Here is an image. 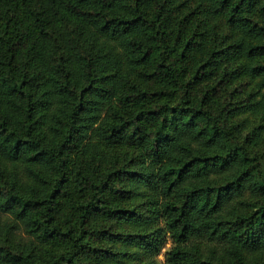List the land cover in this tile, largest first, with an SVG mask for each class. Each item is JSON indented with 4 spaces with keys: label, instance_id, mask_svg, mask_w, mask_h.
Listing matches in <instances>:
<instances>
[{
    "label": "trees",
    "instance_id": "obj_1",
    "mask_svg": "<svg viewBox=\"0 0 264 264\" xmlns=\"http://www.w3.org/2000/svg\"><path fill=\"white\" fill-rule=\"evenodd\" d=\"M263 135L264 0H0V264H264Z\"/></svg>",
    "mask_w": 264,
    "mask_h": 264
},
{
    "label": "rangeland",
    "instance_id": "obj_2",
    "mask_svg": "<svg viewBox=\"0 0 264 264\" xmlns=\"http://www.w3.org/2000/svg\"><path fill=\"white\" fill-rule=\"evenodd\" d=\"M256 148L257 149L264 148V135L259 140ZM0 164L4 167V169L14 170L15 171V177L18 179V181L20 183L23 184L25 182V180L28 178L27 171L24 167L23 161L19 157L18 158H11V157L9 158V157L0 155ZM144 188L145 187H143V191L139 192V194H141V195H138V196H140L139 197L140 210L142 213L146 214V212H147L146 204H145L146 196H145ZM241 192L245 195L250 194L248 189L242 190ZM236 196L237 195L235 193L233 195V199L227 203V206L230 202H234L236 200ZM139 222H141L142 224H137L136 226H141V230L146 231V233L149 235L153 233L152 229L156 224L155 221L152 222V220H148V221L141 220ZM14 232H15L14 234H18L19 229L17 228L16 231H14ZM169 241L170 240L167 237V233L165 232L164 238L161 241V245L157 249L156 252H150V251L146 250L145 247H143L141 245L136 246L134 243L120 244V245L124 246L126 249H135L136 256L134 255V258L132 256V259H133V261H137V264H149V263H146L147 260H149L150 262H153V263H154V261H156V264H159L163 258V251H164L165 247L169 244ZM261 247L262 246L258 247L257 249H260ZM251 252L252 253L256 252V249H253ZM261 252L264 253V247L261 250ZM129 258H131L130 255L123 254L122 256L119 257V259L117 261L112 262V263L113 264H125ZM132 264H134V263H132Z\"/></svg>",
    "mask_w": 264,
    "mask_h": 264
}]
</instances>
